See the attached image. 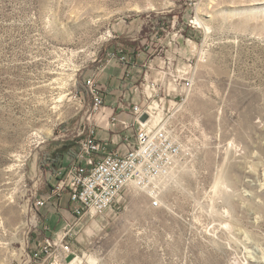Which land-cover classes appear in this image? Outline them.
Returning <instances> with one entry per match:
<instances>
[{
  "label": "rangeland",
  "instance_id": "1",
  "mask_svg": "<svg viewBox=\"0 0 264 264\" xmlns=\"http://www.w3.org/2000/svg\"><path fill=\"white\" fill-rule=\"evenodd\" d=\"M131 61L181 145L159 207L130 187L101 216L36 208L95 129L84 81ZM0 264H264V0H0Z\"/></svg>",
  "mask_w": 264,
  "mask_h": 264
},
{
  "label": "built area",
  "instance_id": "2",
  "mask_svg": "<svg viewBox=\"0 0 264 264\" xmlns=\"http://www.w3.org/2000/svg\"><path fill=\"white\" fill-rule=\"evenodd\" d=\"M111 57L121 63L128 60L123 53ZM180 84L182 90H190L192 81L187 79ZM84 88L91 99L90 110L94 113L102 112L104 101L94 82V75L84 81ZM150 99L151 96H143L142 103L131 108L136 126L134 140H125L115 135L119 138L118 143L124 146L122 153L107 151L104 143L96 139L95 129L89 127L85 130L83 127L78 135H82V138L70 165L56 174L57 181L52 185L51 194L36 200L34 206L42 208L51 197L67 195L71 215L75 219H81L87 213L101 216L111 210L123 193L132 187L148 195L151 208H158L160 204L157 193L164 187L176 166L181 145L164 124L155 122V101L149 103ZM115 122L116 118H113L112 124ZM121 125L125 130L129 128L126 123ZM69 235L67 230L60 236L45 238L40 254L35 253L34 259L40 257L46 261L52 256L53 249L63 254L71 253Z\"/></svg>",
  "mask_w": 264,
  "mask_h": 264
},
{
  "label": "crops",
  "instance_id": "3",
  "mask_svg": "<svg viewBox=\"0 0 264 264\" xmlns=\"http://www.w3.org/2000/svg\"><path fill=\"white\" fill-rule=\"evenodd\" d=\"M137 65L135 61H131L128 66L105 62L102 70L95 76L94 81L104 97L105 107L100 114L91 116L87 123L95 125V137L104 143L107 151L123 152L124 146L118 143L116 134L126 140H130L135 134L136 126L130 106L141 100V95L135 94V84L144 75L140 69L142 65ZM88 106L90 107V103ZM112 117H116L114 125L111 123ZM121 123L128 124L129 128L124 130ZM113 139L116 140L113 142Z\"/></svg>",
  "mask_w": 264,
  "mask_h": 264
},
{
  "label": "trees",
  "instance_id": "4",
  "mask_svg": "<svg viewBox=\"0 0 264 264\" xmlns=\"http://www.w3.org/2000/svg\"><path fill=\"white\" fill-rule=\"evenodd\" d=\"M62 150H63L64 156L66 155L67 157H74V155H75L74 145H64L62 147ZM63 154H61V155H63ZM59 159H60V157H58L57 154L54 155V157L52 159H49V158L46 159V161H48L51 164V166H52V170H51L52 174L56 173L55 170L58 168L57 165L59 164L58 163ZM48 187L51 188V186L49 184H48Z\"/></svg>",
  "mask_w": 264,
  "mask_h": 264
}]
</instances>
